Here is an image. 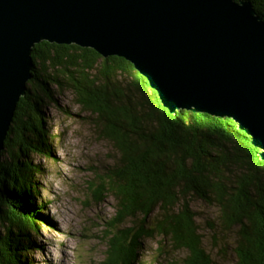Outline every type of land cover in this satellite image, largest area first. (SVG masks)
<instances>
[{
  "label": "trees",
  "instance_id": "1",
  "mask_svg": "<svg viewBox=\"0 0 264 264\" xmlns=\"http://www.w3.org/2000/svg\"><path fill=\"white\" fill-rule=\"evenodd\" d=\"M245 1L264 22V0ZM31 58L32 79L5 141L9 162H0V264H27L22 258L34 247L29 238L41 218L32 175L40 168L29 155L50 150L39 113L53 97L49 86L72 94L116 154L92 190L95 199L110 195L115 202L100 264H139L143 241L155 238L160 254L165 241L186 252L182 264H212L191 210L197 201L215 213L206 221L211 249L225 255L228 248L235 264H264V161L232 120L171 114L133 65L117 56L40 42Z\"/></svg>",
  "mask_w": 264,
  "mask_h": 264
},
{
  "label": "water",
  "instance_id": "2",
  "mask_svg": "<svg viewBox=\"0 0 264 264\" xmlns=\"http://www.w3.org/2000/svg\"><path fill=\"white\" fill-rule=\"evenodd\" d=\"M41 40L129 62L171 114L232 120L264 161V22L241 0H0V152Z\"/></svg>",
  "mask_w": 264,
  "mask_h": 264
},
{
  "label": "rangeland",
  "instance_id": "3",
  "mask_svg": "<svg viewBox=\"0 0 264 264\" xmlns=\"http://www.w3.org/2000/svg\"><path fill=\"white\" fill-rule=\"evenodd\" d=\"M48 89L53 97L49 105L39 107V113L44 119L43 128L50 136L49 154L29 155L30 163L40 168V174L32 175V182L36 206H42L37 207L41 219L37 231L29 238L34 247L22 259L27 264H100L106 258L108 222L115 213V202L110 195L95 199L92 190L100 183L98 176L114 164L116 154L111 144L99 136L93 119L80 110L68 90L58 91L53 86ZM6 138L0 152V162L4 164L9 162L4 153ZM31 202L35 205L33 198ZM191 210L197 213L196 222L204 236V247L214 260L212 264H235L228 248L225 255L217 248L211 249L206 221L213 220V208L197 201L191 205ZM158 239L143 241L139 264H182L186 252L174 251L164 241L166 247L162 255L156 250ZM230 241L229 238L228 244Z\"/></svg>",
  "mask_w": 264,
  "mask_h": 264
},
{
  "label": "bare ground",
  "instance_id": "4",
  "mask_svg": "<svg viewBox=\"0 0 264 264\" xmlns=\"http://www.w3.org/2000/svg\"><path fill=\"white\" fill-rule=\"evenodd\" d=\"M101 57H103L102 55H100ZM106 57H108V56H106ZM106 57H104V58H106ZM118 57V56H117ZM161 103V102H160ZM162 105V104H161Z\"/></svg>",
  "mask_w": 264,
  "mask_h": 264
}]
</instances>
